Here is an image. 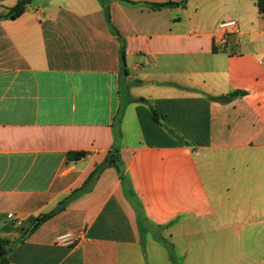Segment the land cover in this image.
Masks as SVG:
<instances>
[{"label":"crops","instance_id":"1","mask_svg":"<svg viewBox=\"0 0 264 264\" xmlns=\"http://www.w3.org/2000/svg\"><path fill=\"white\" fill-rule=\"evenodd\" d=\"M106 4L110 21L100 0H33L0 20L8 264H174L166 242L185 264H264V11ZM116 146L120 170L104 165ZM67 233L76 244L58 245Z\"/></svg>","mask_w":264,"mask_h":264},{"label":"trees","instance_id":"2","mask_svg":"<svg viewBox=\"0 0 264 264\" xmlns=\"http://www.w3.org/2000/svg\"><path fill=\"white\" fill-rule=\"evenodd\" d=\"M32 1L33 0H20L9 11L8 14L0 15V20L11 19V18L19 15L20 13H22L27 8L28 5L31 4ZM100 1L104 4L108 21H110L109 7L106 4V0H100ZM175 5H178V4H174V3L161 4V5H154V7H156V8H162V7H168V6L173 7ZM257 5H258V8L260 9V11H264V0H257ZM121 55H122V59H123V57H124V44H122V47H121ZM119 151H120V149L118 146L114 147V149L112 150V152L108 156L104 165L113 166V167L117 168L118 170H120ZM95 176H96L95 174L92 175L90 177V179L85 182V184L82 188L76 190L73 193L71 198H73V197L77 196L78 194H81L82 192L86 191L88 189V187L91 185V183L94 181ZM62 210H63V204L60 207H58V209H56L54 212H51L50 214H46V215H43L42 217H40L38 219V222L44 223L45 221L49 220L50 218H52L54 215H56L57 213H59ZM170 249H172V247H170ZM10 251H11V242L8 240L0 239V264H8V255H9Z\"/></svg>","mask_w":264,"mask_h":264},{"label":"built area","instance_id":"3","mask_svg":"<svg viewBox=\"0 0 264 264\" xmlns=\"http://www.w3.org/2000/svg\"><path fill=\"white\" fill-rule=\"evenodd\" d=\"M219 28L222 32L224 39L227 34L229 33L234 34L238 32V23L236 20L224 21L219 25ZM14 220L20 223L17 218H15ZM76 242H77V238L71 233L61 235L56 239V243L58 245H64V246L74 245L76 244Z\"/></svg>","mask_w":264,"mask_h":264},{"label":"rangeland","instance_id":"4","mask_svg":"<svg viewBox=\"0 0 264 264\" xmlns=\"http://www.w3.org/2000/svg\"><path fill=\"white\" fill-rule=\"evenodd\" d=\"M164 243V242H163ZM171 242H166L164 245H166V249L168 250V255L171 258L174 264H185L184 263V258L181 257V254L176 248L170 244ZM172 247L173 249L170 250L169 248ZM170 250V251H169Z\"/></svg>","mask_w":264,"mask_h":264},{"label":"water","instance_id":"5","mask_svg":"<svg viewBox=\"0 0 264 264\" xmlns=\"http://www.w3.org/2000/svg\"><path fill=\"white\" fill-rule=\"evenodd\" d=\"M39 224L36 225V227L38 226Z\"/></svg>","mask_w":264,"mask_h":264}]
</instances>
